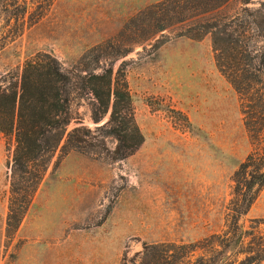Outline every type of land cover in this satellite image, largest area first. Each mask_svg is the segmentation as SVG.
<instances>
[{
	"label": "rangeland",
	"instance_id": "rangeland-1",
	"mask_svg": "<svg viewBox=\"0 0 264 264\" xmlns=\"http://www.w3.org/2000/svg\"><path fill=\"white\" fill-rule=\"evenodd\" d=\"M158 1L20 0L27 3L22 15L0 10L3 84L41 51L66 71L85 74L76 67L91 48L109 40L123 42L119 50L131 48L114 65L123 64L145 136L132 155L114 160L117 141L99 129L109 114L95 122L93 97L80 90L68 131L89 128L90 152L61 156L59 148L16 226L8 221L15 139L0 133V264H139L145 244L162 243L165 264H191L226 229L233 175L253 142L241 95L217 66L212 34L201 40L180 34L215 17L235 20L231 31L252 23L245 35L234 34L256 49L254 72L262 80L256 91L264 87V0H230L130 44L126 23ZM96 59L97 52L89 54L85 69L95 68ZM111 61L102 59L95 71ZM254 218H264V187L243 220Z\"/></svg>",
	"mask_w": 264,
	"mask_h": 264
},
{
	"label": "trees",
	"instance_id": "trees-1",
	"mask_svg": "<svg viewBox=\"0 0 264 264\" xmlns=\"http://www.w3.org/2000/svg\"><path fill=\"white\" fill-rule=\"evenodd\" d=\"M230 0H161L131 17L124 32H129L130 44L142 42L158 31L216 10ZM251 0H242L244 4ZM0 10L22 15L27 3L20 0H0ZM228 17H215L192 23L180 35L201 40L212 34L218 68L241 95L245 127L253 149L233 175V197L228 204L226 229L210 238L208 250L191 264H264V218H254L247 225L245 216L264 187V87L256 88L261 79L255 75L257 53L248 42L234 33L245 35L249 22L228 30ZM138 35H141L138 37ZM130 36V35H129ZM133 36V37H132ZM123 42L107 41L91 48L78 62V72L66 71L51 53L41 51L28 58L20 73L11 75L8 84L0 80V133L15 139L13 181L9 206V225H20L56 151L61 156L72 151L89 153L87 138L91 130L76 126L68 131L73 120L71 105L79 91L93 97L92 116L95 122L109 119L99 129L104 137H113L117 145L114 160L132 155L145 141L135 120L133 98L123 64L115 70L119 57L131 48L119 50ZM118 49V50H117ZM97 52L96 67L85 69L86 57ZM112 58L101 72L95 69L102 59ZM168 245L145 244L139 264H165L164 249ZM182 249L184 245L180 246ZM123 264H128L126 260Z\"/></svg>",
	"mask_w": 264,
	"mask_h": 264
}]
</instances>
